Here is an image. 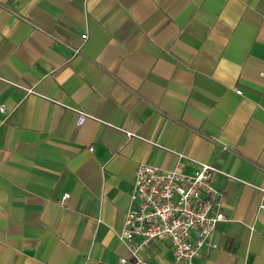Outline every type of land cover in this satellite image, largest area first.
<instances>
[{
    "label": "crops",
    "instance_id": "0c3cea01",
    "mask_svg": "<svg viewBox=\"0 0 264 264\" xmlns=\"http://www.w3.org/2000/svg\"><path fill=\"white\" fill-rule=\"evenodd\" d=\"M0 106V264L130 258L137 168L175 152L235 178L196 264H264V0H0Z\"/></svg>",
    "mask_w": 264,
    "mask_h": 264
},
{
    "label": "built area",
    "instance_id": "2783aa9c",
    "mask_svg": "<svg viewBox=\"0 0 264 264\" xmlns=\"http://www.w3.org/2000/svg\"><path fill=\"white\" fill-rule=\"evenodd\" d=\"M0 110L6 111L4 106ZM77 114L79 127L91 117L80 110ZM175 154L177 163L173 169L144 163L138 166L130 207L119 234L130 258L122 257L120 264L146 263V251L155 241L170 244L173 264H196L204 248H218L217 226L226 217L221 210L223 192L215 186L214 177L235 178L213 164L192 160L181 152ZM187 160L197 165L195 173L184 171ZM261 192L264 195V188ZM68 197L65 195L63 201ZM260 208L264 210V203Z\"/></svg>",
    "mask_w": 264,
    "mask_h": 264
}]
</instances>
